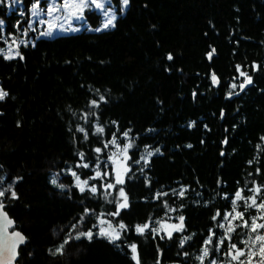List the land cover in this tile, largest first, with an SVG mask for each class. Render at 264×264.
Masks as SVG:
<instances>
[{
	"label": "trees",
	"instance_id": "trees-1",
	"mask_svg": "<svg viewBox=\"0 0 264 264\" xmlns=\"http://www.w3.org/2000/svg\"><path fill=\"white\" fill-rule=\"evenodd\" d=\"M114 1L113 29L37 39L29 30L37 0L15 9L0 0V49L20 53H0V190L16 193L0 201L26 237L14 264H246L229 245L248 257L255 235L236 212L249 226L264 222V209L235 198L264 202V0H129L123 15ZM86 16L101 24L96 11ZM241 72L252 78L243 89ZM129 143V170L116 184L111 157ZM73 172L97 191L81 192ZM120 188L127 207L113 216ZM99 218L119 240L96 235ZM162 222L182 230L166 236ZM90 228L91 240L52 254Z\"/></svg>",
	"mask_w": 264,
	"mask_h": 264
},
{
	"label": "snow or ice",
	"instance_id": "snow-or-ice-1",
	"mask_svg": "<svg viewBox=\"0 0 264 264\" xmlns=\"http://www.w3.org/2000/svg\"><path fill=\"white\" fill-rule=\"evenodd\" d=\"M107 3L110 5V0H107ZM129 3V0H123V5H127ZM90 6H94L96 9L98 10H103V14L107 17L105 23H104V28H108L109 26L115 27V23L114 21L116 20V15L114 12L111 11L110 7H106V3L101 2V0H64L63 4H56L55 0H52V3H50L47 8H41L40 4L37 0V2H35L32 7H31V15L34 17H39L42 15H53L56 12H60L62 10H67L68 13V17L67 18H72L75 17L76 19H80L82 17L83 11L85 8H88ZM57 19H59V17H56ZM40 23H47V21L41 20ZM0 24H3V21L0 20ZM31 27V26H29ZM52 28L53 25L52 24H48V31L41 33L42 35H51L52 34ZM100 29H97V31H99ZM21 43H23V41H21ZM214 51V49H213ZM4 50L0 49V53H3ZM16 56H20L19 51H17L15 53ZM4 58L6 59H12L13 55L11 53V49H9V51L7 53L4 54ZM22 58V56H21ZM169 59H171L172 57L169 56ZM209 58H211V52L209 53ZM242 76H246V81L245 83H242L240 85L241 89H243L245 87V84H250L252 82V78L250 76H247L246 73L241 72L240 73ZM213 82H217L215 75H213L212 77ZM233 88L236 87L235 84L232 85ZM7 96V93L4 92L2 89H0V100H3L5 97ZM101 99H103V97H101ZM92 104L95 105L96 101H92ZM79 131L83 132L84 129L80 128ZM97 132H102L103 129L102 128H97L96 129ZM125 136H127V133H124ZM111 143L115 144L116 140L115 138L112 139ZM132 145L131 143L127 144L125 146V148L123 149V151L126 153L128 148H131ZM97 152L101 151V149L97 148L96 149ZM149 155H151V153H149ZM81 158H83V154H81ZM143 158V157H142ZM83 167H88L87 164L82 165ZM73 176L76 177V184L77 187L79 188V190L81 192H84L86 188H88V190H90L92 193H95L97 191V188L95 186H88V180L85 179L83 181L80 180V177L77 176V174L75 172L72 173ZM96 176L99 177L101 176V173L99 171L96 172ZM96 177H92V179H95ZM123 179H121L120 175L117 174L116 176V180L115 183L116 184H123ZM52 183H56V179L53 178ZM61 187H63V185H61ZM106 188L111 189L114 188V184L109 183ZM253 191L258 192L259 188H255L253 189ZM5 192H9L10 196L15 198L16 197V193L14 191H11V186H9L7 189L4 190H0V197H3L5 195ZM180 195H183V193L181 192ZM119 196L122 197L124 199V203H118V210L114 213H110V215L116 216L119 215V209L120 208H125L127 207V197L126 194L123 190V188L119 189ZM235 198L236 200H244L245 204L248 207H258L260 209H264V202L260 203L259 205H257L256 203V199L254 196H250L247 198H244L241 196L240 192L238 191L235 194ZM248 201H251V203L249 204ZM4 209V203L3 201H0V256H3L4 254L11 252V254L13 255V258L15 257L16 254V248L19 246V244L23 243L25 238L24 236L20 233V232H12V234L9 236L8 234V226L12 224V221L8 218L7 213H5L3 211ZM233 211L235 212V202H233ZM217 215H219V213H217ZM233 213H228L225 216V219H227L229 216H232ZM240 218L242 221V225L243 227H249L250 228V233H254L255 235H249V239L252 241V245L254 246L255 243L257 241H259L261 243L260 246V252L262 254H264V234H261L259 232H257V229H264V224H257L256 223V218H252V223L249 226L248 221L243 220V213L240 212H236V215L234 218ZM215 218V217H214ZM181 223L183 221V217L179 218ZM105 225H107V228L105 227ZM75 227V226H73ZM93 227L98 228V232L96 233V235L98 236H105L106 238H108L109 242L111 243H115L117 240L120 239V231H118L116 228H114L111 224L110 221H106L103 218H99V224L98 225H93ZM149 226L147 224L140 226L137 225L136 226V231L139 233H143L144 230L146 228H148ZM220 227H223V225H220ZM118 228L120 230H123L126 228V225H124L123 223H120L118 225ZM177 230H182L181 227L177 226ZM153 231H155V229H153ZM227 231L231 232L234 231L233 228L229 227L227 229ZM169 235H171L169 233ZM81 237H85L89 240L92 239L93 237V231L90 228L87 231H81L79 232L75 237H72L71 234H69L66 239L63 241V243H61L56 249L55 251L52 253L53 255L56 254H63V250L66 244H68L72 239H80ZM225 239H228L229 241L231 240V236H227V237H222L218 239V246L219 245H223ZM207 244H211L212 243V237L210 236L208 238V241L206 242ZM242 243H247L246 241H242ZM230 250L232 252L235 253V255L232 256V259L234 260H238L240 256H246V253L244 250L237 248L236 244H230L229 245ZM131 251L133 254L136 253V245L132 244L130 245ZM50 251H52L50 249ZM252 251V247L250 246L248 248V252L251 253ZM209 254V249L207 247L204 248L203 250V256H208ZM135 258V256H134ZM201 261H203V257L200 258ZM246 259H249V264H250V258L246 256ZM137 264H139V261L137 259ZM210 264H215L214 261L210 262ZM240 264H244L243 261H240ZM261 264H264V258H262L261 260Z\"/></svg>",
	"mask_w": 264,
	"mask_h": 264
},
{
	"label": "rangeland",
	"instance_id": "rangeland-1",
	"mask_svg": "<svg viewBox=\"0 0 264 264\" xmlns=\"http://www.w3.org/2000/svg\"><path fill=\"white\" fill-rule=\"evenodd\" d=\"M8 6L11 9H15V7L17 5H21V0H6ZM101 2L106 3V7H110L111 11L115 13L116 15V20L119 17V13H118V6L115 5V1L114 0H110V5L107 3V0H101ZM52 3V0H46V4L42 5L41 2H39L40 7L41 8H47V6ZM56 4H63L64 0H55ZM119 6L122 9V15L125 13L128 4L125 6L123 5V0L119 1ZM88 10H93L96 11L97 13H99L102 17V21L101 24L97 27V28H93L90 26L89 21L87 20V16H86V12ZM56 17H59V19H57ZM68 17V13L67 10H62L60 12H56L53 15H42L39 17H34L31 15V21H30V25L31 27H29V30L33 31L36 38L40 39V38H55L58 36H65V35H72V34H78L84 31L87 32H91V33H100L103 31H107L110 29H113L114 27L109 26L108 28H104V23L107 19V17L103 14V10H98L96 9L94 6H90L88 8H85L82 14V17L80 19H76L75 17L72 18H67ZM41 20L47 21V23H40ZM116 20L114 21V23L116 22ZM48 24H52L53 28H52V34L51 35H42L41 33L47 32L48 29ZM97 29H100L99 31H97ZM9 49H11V53L14 57H17L15 55V53L17 52L16 48H7L4 50V54L7 53L9 51ZM125 147L121 148L116 146L115 150L113 152V155L111 157V162H112V166H113V172H114V176L116 179L117 174L120 175L121 179L125 178L126 173L129 170V153L128 150L125 153L123 151ZM149 153H151V155H149ZM148 153V155L146 156V159L150 158L152 155H155L157 152L155 150H151ZM123 203H124V199H123ZM264 213V211L262 212ZM257 224H264V222L261 221V218L258 217ZM107 228V226H105ZM177 229L176 224H172L169 222H162L161 226H160V232H163L166 236H171L172 233ZM261 234H264V232L262 233L261 231H258ZM169 233L171 235H169ZM248 246L252 247V253H257L258 257L256 258V262H252V260H250V264H261V259L264 258V254H262L260 252V246L261 243L259 241H257L255 243V245H252V242L248 244ZM247 246V247H248ZM230 255L231 257L233 255H235L234 252H232L230 250ZM263 256V257H262ZM242 257H246V256H240V258ZM248 257L250 259H252L251 257H253L252 255H250V253H248ZM246 260V258H245ZM237 261V260H236ZM246 264H249V259L247 261Z\"/></svg>",
	"mask_w": 264,
	"mask_h": 264
},
{
	"label": "water",
	"instance_id": "water-1",
	"mask_svg": "<svg viewBox=\"0 0 264 264\" xmlns=\"http://www.w3.org/2000/svg\"><path fill=\"white\" fill-rule=\"evenodd\" d=\"M213 55H215V52H214ZM3 211H4L5 213H7L8 218L12 221V224L9 225V226H8V229H7L9 236H10V235L12 234V232H14V231H16V232H20V231H18V230H13V228L15 227V221L10 217V215L8 214V212H7L5 209H3ZM20 233H21V232H20ZM21 234L24 236L25 240H24L23 243L19 244V246L16 248V254H15V257L13 258V255L11 254V252H8V253L4 254L3 256H0V264H14V263H16V262L19 260V256H20V254H19V253H20V248L26 243V237H25V235H24L23 233H21Z\"/></svg>",
	"mask_w": 264,
	"mask_h": 264
},
{
	"label": "flooded vegetation",
	"instance_id": "flooded-vegetation-1",
	"mask_svg": "<svg viewBox=\"0 0 264 264\" xmlns=\"http://www.w3.org/2000/svg\"><path fill=\"white\" fill-rule=\"evenodd\" d=\"M263 257V256H262ZM262 260V259H261Z\"/></svg>",
	"mask_w": 264,
	"mask_h": 264
}]
</instances>
